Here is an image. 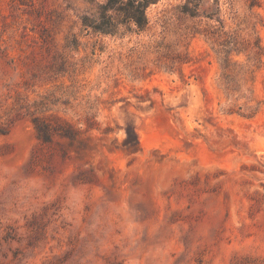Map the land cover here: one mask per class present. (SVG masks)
Listing matches in <instances>:
<instances>
[{
  "label": "rangeland",
  "instance_id": "obj_1",
  "mask_svg": "<svg viewBox=\"0 0 264 264\" xmlns=\"http://www.w3.org/2000/svg\"><path fill=\"white\" fill-rule=\"evenodd\" d=\"M104 1L0 0V264H264V0Z\"/></svg>",
  "mask_w": 264,
  "mask_h": 264
},
{
  "label": "trees",
  "instance_id": "obj_2",
  "mask_svg": "<svg viewBox=\"0 0 264 264\" xmlns=\"http://www.w3.org/2000/svg\"><path fill=\"white\" fill-rule=\"evenodd\" d=\"M156 0H105L97 6L96 14L93 18L84 16L81 19L82 25L85 28H90L94 32L105 35H115L120 33L121 27H126L129 30L131 25L138 30H143L148 24L146 16V8L150 3ZM198 0H185L177 9L183 15L194 17L199 11ZM36 129L40 132H45L44 125H37ZM77 131L70 124H64L62 134L73 136ZM130 131L127 132V138L124 141L125 145L132 146L137 144L136 135L133 133L130 139Z\"/></svg>",
  "mask_w": 264,
  "mask_h": 264
}]
</instances>
